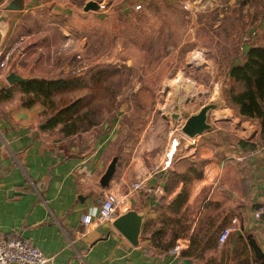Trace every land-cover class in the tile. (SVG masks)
I'll return each instance as SVG.
<instances>
[{
  "label": "crops",
  "instance_id": "obj_1",
  "mask_svg": "<svg viewBox=\"0 0 264 264\" xmlns=\"http://www.w3.org/2000/svg\"><path fill=\"white\" fill-rule=\"evenodd\" d=\"M11 1L0 0V17L7 16L0 24V47L5 54L20 37L24 41L0 65V235L27 238L54 264H238L241 256L234 255L240 244L249 263L259 264L247 238L251 234L264 253V222L253 216L264 202L259 120L231 107L213 108V116L203 106L172 113L154 162L112 152L118 125L102 122L91 126L104 128L95 148L80 152L76 142L82 132L65 135L62 123L47 127L51 112L35 97L48 94L45 80L72 68L68 54L82 46L81 40L69 44L66 19L76 14L75 4L17 0L20 8L6 9ZM9 71L29 80L9 83ZM28 99L34 101L24 103ZM114 155L116 170L102 187ZM134 181L141 186L132 189ZM184 187L186 199L178 207L174 200ZM107 192L127 195L116 216L148 204L139 244L112 220H97ZM88 213L92 221L85 224ZM225 226L233 230L219 243ZM177 242L181 248L172 252Z\"/></svg>",
  "mask_w": 264,
  "mask_h": 264
},
{
  "label": "rangeland",
  "instance_id": "obj_2",
  "mask_svg": "<svg viewBox=\"0 0 264 264\" xmlns=\"http://www.w3.org/2000/svg\"><path fill=\"white\" fill-rule=\"evenodd\" d=\"M69 1L76 11L66 19L69 44L83 43L68 58L73 64L83 54L86 66L77 76L60 72L74 82L49 95L56 108L81 98L82 112L100 124L117 123L112 152L122 159L154 162L172 113L203 106L213 116V108H237L228 99L227 72L245 59V48L264 44V0H97L101 8L87 13H81L87 0ZM35 97L42 103L44 95ZM100 129L78 136L80 152L95 148Z\"/></svg>",
  "mask_w": 264,
  "mask_h": 264
},
{
  "label": "trees",
  "instance_id": "obj_3",
  "mask_svg": "<svg viewBox=\"0 0 264 264\" xmlns=\"http://www.w3.org/2000/svg\"><path fill=\"white\" fill-rule=\"evenodd\" d=\"M70 74L77 76L78 70L70 69ZM230 86L227 90L228 99L237 106L239 114L244 118H256L259 120V138L264 141V44H252L245 48V59L233 63L228 72ZM72 78L56 77L44 81L48 94L44 95L42 103L55 107V101L49 95L52 91L64 89L72 85ZM34 99L24 103L31 104ZM82 99L77 98L61 107H55L46 120L47 127H53L62 123L61 130L65 135L81 133L98 122L90 117L88 110L82 112ZM88 120L87 124H83ZM186 199V188L177 195L174 202L181 206ZM173 202V203H174ZM242 237V236H239ZM248 244L253 250V258L264 264V253L260 251L251 234L247 235ZM244 244L235 249V257L241 256L238 264H250L245 256ZM242 254V255H241Z\"/></svg>",
  "mask_w": 264,
  "mask_h": 264
},
{
  "label": "built area",
  "instance_id": "obj_4",
  "mask_svg": "<svg viewBox=\"0 0 264 264\" xmlns=\"http://www.w3.org/2000/svg\"><path fill=\"white\" fill-rule=\"evenodd\" d=\"M184 7L191 9L190 1H185ZM141 4H136L135 7L139 8ZM24 37H20L15 43L5 52L0 47V54H4L3 59L0 62L1 66H5L11 54L22 46ZM76 62L73 63L72 68L80 71L86 66V58L83 54L77 53ZM170 159L166 160L165 164H169ZM141 186L140 181H134L132 183V189L139 188ZM126 194L122 197H118L112 192H107L103 198L97 220L99 221H111L117 215V209L119 204L123 203ZM253 216L255 219L264 222V202H259L253 210ZM82 221L88 224L92 221V214H85ZM232 226H225L221 229L218 240L219 243H224L231 231ZM181 248V242H177L171 249L172 252H178ZM0 264H54L53 257L44 254L36 245L30 240L20 236H4L0 235Z\"/></svg>",
  "mask_w": 264,
  "mask_h": 264
},
{
  "label": "water",
  "instance_id": "obj_5",
  "mask_svg": "<svg viewBox=\"0 0 264 264\" xmlns=\"http://www.w3.org/2000/svg\"><path fill=\"white\" fill-rule=\"evenodd\" d=\"M16 0L11 1L7 4L6 9H18L19 6L16 5ZM102 4L97 0H87L83 6L84 10H98L100 9ZM7 18L6 15L0 17V24L3 20ZM2 38V34L0 31V41ZM6 79L9 83H14L16 81H28L29 78L22 76L15 71H9L6 75ZM118 161V155H114L109 162L105 172L101 176L100 184L102 187H107L113 174L116 170V165ZM148 212V204H144L142 207L139 208H131L116 216L112 220V224L119 232H121L132 244L137 245L139 244V237L142 232V226L144 223L145 215Z\"/></svg>",
  "mask_w": 264,
  "mask_h": 264
}]
</instances>
